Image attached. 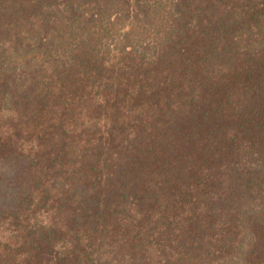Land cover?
I'll return each mask as SVG.
<instances>
[{
    "label": "trees",
    "instance_id": "trees-1",
    "mask_svg": "<svg viewBox=\"0 0 264 264\" xmlns=\"http://www.w3.org/2000/svg\"><path fill=\"white\" fill-rule=\"evenodd\" d=\"M0 159V264H264V0H0Z\"/></svg>",
    "mask_w": 264,
    "mask_h": 264
},
{
    "label": "rangeland",
    "instance_id": "rangeland-1",
    "mask_svg": "<svg viewBox=\"0 0 264 264\" xmlns=\"http://www.w3.org/2000/svg\"><path fill=\"white\" fill-rule=\"evenodd\" d=\"M12 164L14 162H11ZM11 163L6 162L5 160L0 159V193L6 198L7 197V191H6V183L8 181L7 178H11L12 175H15V169L13 168V165ZM15 164V163H14Z\"/></svg>",
    "mask_w": 264,
    "mask_h": 264
}]
</instances>
